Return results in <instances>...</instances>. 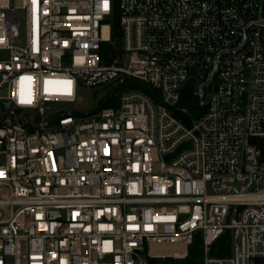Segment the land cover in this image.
Masks as SVG:
<instances>
[{"label": "built area", "instance_id": "1", "mask_svg": "<svg viewBox=\"0 0 264 264\" xmlns=\"http://www.w3.org/2000/svg\"><path fill=\"white\" fill-rule=\"evenodd\" d=\"M198 232L204 264H264V0H0V264H147Z\"/></svg>", "mask_w": 264, "mask_h": 264}, {"label": "trees", "instance_id": "2", "mask_svg": "<svg viewBox=\"0 0 264 264\" xmlns=\"http://www.w3.org/2000/svg\"><path fill=\"white\" fill-rule=\"evenodd\" d=\"M119 20L118 15H115L113 22V36L114 38L118 37L119 31ZM137 87L145 89L144 86L137 84ZM194 81L190 80L183 87L181 92L180 105L189 106L188 108L193 114L199 112L198 99L194 96ZM106 97L102 98L99 102L100 108L108 107L111 105L117 106L118 101L115 98H109L107 101H104ZM194 113V111H196ZM229 234L226 233L221 236L212 246V253L215 255H227L230 252V246L228 243ZM145 260L147 264H204L203 262V238L198 232L195 234L194 239L191 244L188 246V253L184 258L177 259L174 257H154L145 253Z\"/></svg>", "mask_w": 264, "mask_h": 264}, {"label": "rangeland", "instance_id": "3", "mask_svg": "<svg viewBox=\"0 0 264 264\" xmlns=\"http://www.w3.org/2000/svg\"><path fill=\"white\" fill-rule=\"evenodd\" d=\"M22 16L23 14L21 13V17ZM114 86H115L114 83L109 86L106 85V86H101V87L81 86L77 92L75 102L63 104V107L67 111H71V112H80V113L90 112L91 110H93L95 107L99 105V102L101 101L102 98H104L106 95L112 94ZM111 106L113 107L114 105H111ZM186 107H189V106H186ZM196 112L197 110L194 111V113ZM177 259H181V258H177Z\"/></svg>", "mask_w": 264, "mask_h": 264}, {"label": "bare ground", "instance_id": "4", "mask_svg": "<svg viewBox=\"0 0 264 264\" xmlns=\"http://www.w3.org/2000/svg\"><path fill=\"white\" fill-rule=\"evenodd\" d=\"M164 248V251H157L158 248ZM177 250V251H175ZM166 253V254H173L176 256H184L186 254V250L184 248V245L180 242H175V243H165V244H155L152 247L151 254H156V253Z\"/></svg>", "mask_w": 264, "mask_h": 264}, {"label": "water", "instance_id": "5", "mask_svg": "<svg viewBox=\"0 0 264 264\" xmlns=\"http://www.w3.org/2000/svg\"><path fill=\"white\" fill-rule=\"evenodd\" d=\"M114 96V94L113 95H111V96H109V97H107V98H105V100L104 101H107L109 98H112ZM99 108V106H97V107H95L93 110H91V112H93V111H95V110H97ZM52 121V120H51ZM51 121H49V122H47V123H50Z\"/></svg>", "mask_w": 264, "mask_h": 264}]
</instances>
